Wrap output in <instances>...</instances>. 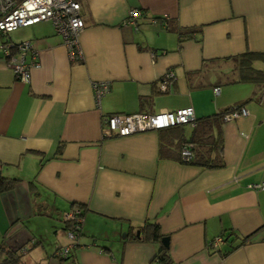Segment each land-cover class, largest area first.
I'll use <instances>...</instances> for the list:
<instances>
[{"label":"crops","instance_id":"0c3cea01","mask_svg":"<svg viewBox=\"0 0 264 264\" xmlns=\"http://www.w3.org/2000/svg\"><path fill=\"white\" fill-rule=\"evenodd\" d=\"M79 2L81 59H71L51 21L10 36L39 51L29 82L0 50V176L19 179L0 189V246L54 254L71 243L65 214L84 206L71 248L77 264H164L161 240L134 236L146 221L169 236V264H264V185L252 186L264 182V81L221 85L239 79L223 58L264 52V0ZM132 8L142 11L136 24L127 22ZM180 27L200 31L181 42ZM169 69L176 78L162 92ZM103 80L111 85L98 99L93 83ZM241 102L248 114L223 120L219 167L182 160L195 125L102 132L111 113L192 106L201 118Z\"/></svg>","mask_w":264,"mask_h":264},{"label":"built area","instance_id":"2783aa9c","mask_svg":"<svg viewBox=\"0 0 264 264\" xmlns=\"http://www.w3.org/2000/svg\"><path fill=\"white\" fill-rule=\"evenodd\" d=\"M141 15V9L132 8L129 11L127 22L136 24ZM41 21L53 23L56 31L63 37L72 60L82 58L79 36L85 22L81 16L79 0H0V32L2 34L6 35L21 26H29ZM0 50L12 68L15 78L22 82H29L32 69L40 65L39 51L33 43L30 40L5 39L0 42ZM164 76L159 85L162 90H165L168 83L176 78L171 69ZM110 85L108 80L93 83L96 97L99 99L109 90ZM214 91L219 94L221 87L215 86ZM247 114L248 110L242 105L224 112L223 120L229 121ZM196 118L192 106L156 113H113L103 116L102 132L105 137L125 136L145 130L172 127L177 124L195 125ZM191 146L192 144L189 142L182 144L181 157L185 162L190 161L193 157ZM263 185L264 182L252 186L262 187ZM80 212L81 209H76L65 214L66 221L74 223V226L68 229L71 243L59 248L56 251L58 255L66 256L79 238L78 230L83 223V216ZM218 240L219 238L215 242Z\"/></svg>","mask_w":264,"mask_h":264},{"label":"trees","instance_id":"16d2710c","mask_svg":"<svg viewBox=\"0 0 264 264\" xmlns=\"http://www.w3.org/2000/svg\"><path fill=\"white\" fill-rule=\"evenodd\" d=\"M198 31H200V27H196V28L180 27L177 33L179 35V40L182 42L193 37L195 33H197ZM222 60L232 61L234 63L233 69L239 73V79L228 78L222 81L221 85L228 82H237V80H254L257 82L264 81V69H257L254 65L255 62L258 60L264 61V52L248 50L241 54L225 57ZM214 61H218V59ZM205 62L207 65L210 64V62L208 61ZM164 77L165 76H163L161 80L164 79ZM174 80L175 79H172L168 83V86L165 90L162 89L159 90L162 92H167L169 90V86L171 85L170 83ZM221 85L219 84L217 86L220 87ZM242 105L243 103L241 102L238 103L237 105L235 104L231 107H228L216 114L208 115L201 118L200 117L196 118L195 129L193 131L191 138L183 140V142H189L192 144L191 150L193 157L190 161H188V163L198 164L208 167H219L224 165V158L220 151L222 146L221 126L223 124V119H222L223 113L229 110H233ZM178 125H183V124H177L175 126ZM18 182H19L18 178H7L0 176V189L1 190L11 189ZM83 208L84 206L83 207L81 206L80 208L81 209L80 214L82 216H84L85 214V210ZM73 226L74 223L69 222L68 227L70 228ZM78 231H79V235H83L82 226H80V229ZM134 236L140 239L161 240L164 235L161 232L160 225L157 222L146 221L143 225L139 227V230L136 232ZM248 238H249L248 236L244 237L242 242L247 241ZM21 250L23 251L24 248L14 249L6 246H0V254L1 252L6 253L5 258L2 259V264H25V261H23L22 259ZM54 255L60 259H69L73 257L71 250L66 256L58 255L57 252L54 253ZM156 256L164 264H169L172 261L170 255L168 254V247L164 246L163 244ZM72 262H74L73 258H72ZM74 264L77 263L74 262Z\"/></svg>","mask_w":264,"mask_h":264},{"label":"rangeland","instance_id":"374dc122","mask_svg":"<svg viewBox=\"0 0 264 264\" xmlns=\"http://www.w3.org/2000/svg\"><path fill=\"white\" fill-rule=\"evenodd\" d=\"M29 27L26 26H21L19 28H17L16 30L3 35V37H5V39H11L10 36L13 39L18 40L19 38H23L24 36L28 35L29 32ZM7 37V38H6ZM49 225V224H48ZM47 225V227H48ZM52 227V226H51ZM50 227V229H51ZM49 230V229H48ZM52 236L50 235L49 238H51ZM48 242V241H46ZM47 246V244H46ZM22 252V259L23 261L26 262V264H53V263H59L60 260L58 259V257H56L52 252L53 250H43L42 248H33L31 249L28 253H23ZM52 253V255H51ZM5 258L4 255L0 256V264H2V259Z\"/></svg>","mask_w":264,"mask_h":264},{"label":"water","instance_id":"95a60500","mask_svg":"<svg viewBox=\"0 0 264 264\" xmlns=\"http://www.w3.org/2000/svg\"><path fill=\"white\" fill-rule=\"evenodd\" d=\"M161 241H162L164 246H166V247L169 246V236H163Z\"/></svg>","mask_w":264,"mask_h":264}]
</instances>
